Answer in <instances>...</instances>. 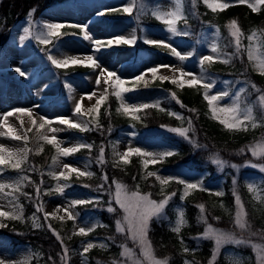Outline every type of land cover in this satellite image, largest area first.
I'll return each mask as SVG.
<instances>
[{
    "label": "trees",
    "instance_id": "1",
    "mask_svg": "<svg viewBox=\"0 0 264 264\" xmlns=\"http://www.w3.org/2000/svg\"><path fill=\"white\" fill-rule=\"evenodd\" d=\"M56 2H63V0H0V50L9 37L10 27L18 19L28 16L30 10L33 9H35L33 15L35 18ZM179 5L187 17V30L191 33L190 36L184 37L185 39L197 43L198 39L203 38L210 30H214L215 43L221 53L233 57L229 64L215 62L211 65H205L206 73L203 75L210 78L241 80L246 83H255L264 88V75L254 71L251 62L248 60L247 51H243L239 56L234 55L235 46L231 43L232 37L227 27L232 20L237 22L245 37L242 40L245 49L249 43L247 36L255 31L260 48L264 51V5H261L256 12H253L247 4L239 2L229 4L227 9H218L216 12H213L204 0H195V7H193V0H180ZM146 13L143 16L144 21L148 20L154 25L160 23L153 15L156 13L155 11L148 10ZM183 24L185 23L181 20L178 28L180 29V25ZM220 58L223 59L224 56L221 55ZM89 69L77 65L69 66L65 70L69 73H84ZM137 88L151 92L166 91L168 97L157 102L159 108L164 109V111L155 107L142 109L137 113L139 119L133 120L131 117L117 112L120 106L119 100L114 93H107V99L101 104L99 112L93 111L86 115L87 121L95 118L100 127L97 129L94 125H90L92 130L77 131L92 145L90 150H83L79 153L87 154L92 159L94 175L81 180L75 178L73 181L90 193L97 192L99 195L93 194L94 198L90 200L92 203L80 204L79 209L83 212L87 210L97 212L100 216L101 225L105 226L98 225L88 236L78 235L66 239L63 237L64 230L59 228L61 223L55 222L49 216L45 220L44 211H37V205L40 204L43 196L41 192L37 196L36 187L40 178H44V180L49 178L44 170L50 162L53 149L49 144L41 153L29 154L24 170L31 179L21 189V193H27V196L21 193L14 194L21 201L27 215L31 214V217L35 216L39 219L41 227L34 228L33 223L29 226L24 221L22 223L14 221L13 223L9 222L5 228H0V235L6 236L9 243L14 247L19 243L35 249L40 255V259H33L31 264H51L52 254L54 258L52 264H59L60 254H63L65 247L71 252L78 247L81 241L92 238L104 239L107 247L90 249L86 254L88 261L91 264H112V259L119 254V243L123 241L121 233L116 231L115 224L116 218L120 215L119 208L109 200V191L114 188V181L127 185L128 189L131 190H136L139 186L140 192L151 193L153 199L161 198L159 193L161 187L158 181L154 176L146 177L147 172L143 170L141 160L137 157H132L130 164L126 167L121 168L113 164L109 154L113 143L119 138L122 128L131 125L140 140L161 142L176 149L175 155L165 158L163 163L149 166L148 171H166L172 175H190L199 172L205 174L207 179H217L219 175L216 173L218 165L213 162L215 159L238 165L251 159L249 149L253 142L258 141L259 132L226 130L218 120L212 118L207 101L203 98L204 89L199 85L191 88L185 85L180 88L170 81L156 80L147 86L145 83H140ZM172 93H175L176 98L180 101L179 104L171 98ZM177 116L183 117V119H177ZM189 121H191L190 125ZM170 128H188L189 139L186 140L178 133L169 131ZM190 140L195 141L198 147H194L189 142ZM101 146L104 149L103 163L99 162ZM105 175L108 177L107 183L103 180ZM223 176L226 177L225 194L220 197L211 195L207 191H200L189 194L182 199L184 186L175 181L171 183L168 192L175 193V196L172 197L167 206V219L161 221L154 219L150 224L149 238L158 257L167 259L168 264H185L186 260L192 264L209 263L213 256V242L211 239L199 238L202 237L207 225L225 228V230H234L235 228L232 216L234 194L231 175L224 172L220 177ZM49 184L48 187H51L53 180H50ZM101 184H104L102 189L100 188ZM84 185L88 186L85 187ZM238 191L246 203V207H248L249 215H247L248 219L246 220L249 228L261 230L264 233V197L258 200L254 199L252 194L248 193L249 190L246 185L241 182L238 183ZM44 198L47 196L44 195ZM97 201L99 203H96ZM200 204L205 206L204 216L207 224L200 220L201 214L197 207ZM109 206L116 208L117 211L109 213L106 210ZM179 209L184 212L186 224L177 234L172 232L170 227L175 226ZM61 225L67 227L64 224ZM53 230L59 234L63 245L60 240H57ZM250 234L247 229L245 231L239 230L237 236L249 237ZM185 248L188 249L187 252L184 251ZM245 250L247 251V249ZM63 262L65 261L63 260L61 263L64 264ZM214 264L233 263L221 255Z\"/></svg>",
    "mask_w": 264,
    "mask_h": 264
},
{
    "label": "rangeland",
    "instance_id": "2",
    "mask_svg": "<svg viewBox=\"0 0 264 264\" xmlns=\"http://www.w3.org/2000/svg\"><path fill=\"white\" fill-rule=\"evenodd\" d=\"M130 2L131 0H76L71 4H60L44 12L37 20H32L33 32H39L40 25L42 23L48 22L88 25L89 34L92 35L94 39L103 40L118 36L129 37L132 34L133 29H136L137 36L138 34H140L141 37L147 36L157 41H167L173 47H176L177 50L182 54L188 53L191 50L195 49V55L190 57L189 60L181 62L171 54L170 49H166L163 47H157L155 49H150L148 47L149 49H143L142 47H140L141 43H138L139 45H135L134 47L114 46L112 48H103L99 52L94 53L92 43L90 41L84 40L83 36L77 35H64V37L54 40L55 43L49 48V50L43 51L42 46L44 45H38L34 39L25 40L24 46H21L20 37L24 35L23 28L28 27L27 22L29 19L20 21L12 28L9 42L5 46L3 54L0 57V116L8 111L17 108L34 109V115L32 118L37 120V127H33L31 125V120L27 116H23L21 118L24 122L23 128L20 127V120L17 119V117H9V123L13 124L18 129V134H26V140L33 139V141L29 142V144L26 145L25 141L13 140L6 135L0 136V146L15 150L25 147L29 149L30 145L32 146V152H40V149L43 148L45 144H49L39 139V137L42 135H47L50 139L55 136L59 146L64 148L74 147L79 144L89 145V143L85 139L80 137V135H78L74 131V128H69L67 125L59 124L56 121L61 118L71 119L74 123L85 121L83 116H77L74 114L76 103L79 102L83 97L82 112H87L88 109L94 108L97 100L101 97L105 88H107V91L110 90L113 93L115 90L114 88L105 85L103 81H101V84L99 86L96 85L95 80L97 78L99 69H97L96 71L92 70L91 72H88L86 74L66 76L63 79H60L55 67L51 64L50 61L47 60L48 54H52L57 59H63L69 56L83 57L85 55H95V58L103 67L107 68L109 71H114L122 79L129 81V83L125 84V87L134 88L133 91L123 94L124 101L130 105L157 103L162 99L168 97L166 91L151 92L149 90L137 88L138 84L144 83L143 81L136 82V84L131 83L134 77L140 75L142 72L151 67H155L157 65L183 67L187 72L194 73L197 76L203 75L198 64V59L203 55H216L210 52L211 44L215 43L216 39L215 31L210 30L203 36V38L198 39L200 43L196 44L193 41H188L180 36L171 37L169 39L170 34L165 31V25L161 27L144 26L142 27V29L140 28V26L137 27L138 23L135 19L136 16H140L141 18V14L145 13L149 8H151L152 11H156L157 13L162 11H175L177 7H179V0H137L138 6L136 9H134L135 15L133 17H130L128 15H126L125 17L124 13H119L115 15L116 17L112 18H109V15H97V13L100 11L120 8L122 6L128 5ZM221 2L232 4L238 3L239 0H221ZM249 2L255 3V0H249ZM141 4L143 5L142 13ZM184 28L185 27H183L182 30ZM34 45L37 46V49L34 48ZM256 55L264 58V51L260 48V51L256 53ZM250 62L254 71L260 72L256 66V62ZM16 67H21V70L27 73L28 79L19 76L17 72L12 75L6 74L8 71L14 70ZM158 75L172 76L173 73L168 67H162ZM210 79H215L217 81L215 86L209 93L210 95L222 92L225 87H227V89L230 91V96L220 101L222 105H228L231 99L240 89H247L246 92L242 94V99L246 98L247 104L254 105V115L256 116L257 123L259 125L256 128H252L251 125H249L248 131L259 132L258 141L253 142L250 149L258 144L264 145V119L261 118V109L257 103L258 97L261 94H264V88L253 83L257 88L261 90L258 93L251 87L252 83L250 82L246 83L241 80L235 81L228 78L218 77ZM145 81H147V85L155 81L153 80L150 72L145 76ZM224 81H231L232 83L225 86L223 83ZM93 92H95L96 95L93 96L91 100L87 99V96ZM41 116L46 118L47 120L53 121V123L51 125H45L43 129H39L38 125L43 122L39 119V117ZM29 128L31 129V131H27L25 133V130ZM51 128H57L61 130L58 132H52L50 130ZM0 131L6 130L0 128ZM123 131L125 132L121 135L119 140L115 142L111 153L113 162L120 167H125L127 164L120 163L119 157L115 153H123L127 151L129 146L133 148L139 147L142 151L152 153H162L165 151L174 152L175 150V148L169 144L140 140L136 136V133L132 127H128ZM51 145H53L54 147V155L49 166L46 169L47 174H49L50 172L59 173L63 170L62 166L65 164L72 167H77L81 171H88L93 173L91 170L92 162L90 158L83 155L74 156L75 153L69 155L68 157L58 156L56 145ZM250 149V160L245 161L239 165L226 161H224V165H218L216 173L219 175V177L217 179H207L205 177V174L199 172H195L190 175H171L166 171H155V173L162 177L180 178L185 180L186 182H202L204 188L211 189L212 191H223L224 193L226 177H220V175L226 172L227 174L231 175L232 185L234 179L237 181L235 185V193L238 194L241 198L243 209L246 213L245 219H247V215H249L248 207H246V203L244 202L242 196L240 195V192L238 191V183H244L247 188L249 183L255 184L259 189V192L257 194H253L249 191L248 193H251L252 197L257 200L261 197H264V186L259 183L260 179L264 177V173H261L259 171V167L254 169L250 166L251 164H256L258 166L264 164V157H254ZM54 157H57L55 164L53 163ZM131 157L132 156L129 157V161ZM140 158L143 160L142 157ZM233 164L237 165V168L234 169L230 166ZM150 165L153 164H149L148 166ZM0 167L3 168V172L2 174H0V182H11L12 180L18 178L20 175L28 176L27 173L23 172L24 169H22L21 171H17L12 169L10 166ZM11 170L13 171L11 172ZM74 177L78 178L79 180L84 178L77 177L75 173H72L70 180H61L58 182L50 175V178H48L47 180H44V178H40L37 183L43 196L40 204H42V207L46 213H54L57 207H69V210L72 211V213L76 216L75 220H69L67 219L65 213L62 211L56 213L55 216L49 215L55 221L64 224V226L68 224L69 221H72V224L68 226V229L63 236L66 239H70L71 237H73V233L78 232L80 227H85L87 229L93 224H96L97 226L101 224L99 218L100 216L97 214V212H89L88 210L83 212L79 209V204L75 205L74 207L70 206L73 201H90L94 198L92 194L99 196L97 192L90 193L82 186L76 185L73 181ZM91 177H93V175ZM28 178L30 177L28 176ZM85 178L90 177L85 176ZM50 180H53V185L50 190H47V187L50 185ZM41 181L43 182L41 183ZM25 183H27V181L24 182V185ZM57 183H59L60 185H69L68 187H65L63 194L55 191ZM170 184L164 187L165 192ZM113 185L114 188L109 191V200L111 203L118 206L113 199L115 193V183ZM10 191L11 189H5V193ZM184 191L185 189L183 188V193ZM198 191L199 190H192L190 194L196 193ZM232 191L234 194V186L232 188ZM45 193H47L48 198H44ZM162 198L163 197L154 200L160 201ZM11 199V196H6L4 193H0V206H3V210H12V207L8 203V201ZM18 201L19 204L22 205L19 199ZM22 207V220H8L0 218V222L7 225L9 222L13 223L14 221H20V223H22V221L24 220V222L31 226V224L33 223L31 214L27 215V212H25V208L23 205ZM166 209L165 213L168 217ZM237 211L238 209L235 204L234 196V209L232 213L234 224ZM119 214L120 215L116 218V220L120 219V217L123 215V211L120 209ZM60 216H63L64 219H59ZM37 220L38 222H40L39 219ZM61 224L60 228L62 227ZM212 227L219 231L227 232L234 236L236 235V239H244L248 241L245 244H225L221 247L219 252H216L214 246L213 256L214 253H216L214 263L222 255L227 259V261L233 264L236 259H240L241 264H260L257 250L252 247V245L258 244L264 247V234H262L260 231L256 232L255 230H253L249 238H239L237 237V235L240 228L236 224L234 230H225V228L216 226ZM252 233H254L255 235H252ZM122 238L123 241L121 242V244H126L127 247L135 255L132 258H125L122 255L123 249L121 247L119 257H117L116 259L117 264H133V260L136 259L140 254V249L138 245L131 240L130 234L125 233ZM89 242L95 243L97 247H99L100 243H104L106 245L105 240L101 238L83 240L79 243L76 249L72 250L71 252L68 251L66 264H85V262L86 264H90L87 259V253L83 254V247ZM245 249H247V251H245ZM226 253L230 255L225 256ZM154 254L158 259H162L157 256L155 250ZM63 255L64 252L63 254H60L59 264H62L61 262L63 260L61 259V257ZM0 259H4L6 261V264H22V262L27 259L29 264H31L33 259H40V255L29 245L18 243V245L14 247L11 243H9V240L6 236L0 235ZM53 261L54 258L52 254V262ZM210 261H213V257ZM210 261L208 264H210ZM63 263L65 264V262ZM190 264L192 263L190 262Z\"/></svg>",
    "mask_w": 264,
    "mask_h": 264
},
{
    "label": "snow or ice",
    "instance_id": "3",
    "mask_svg": "<svg viewBox=\"0 0 264 264\" xmlns=\"http://www.w3.org/2000/svg\"><path fill=\"white\" fill-rule=\"evenodd\" d=\"M204 2L207 4V6L213 11L216 12L218 9L224 10L227 9L230 5L226 2H221V0H204ZM239 3L247 4L249 8L252 9L253 12L258 11L259 7L261 5H264V0H255V3H250L249 0H239ZM138 6L137 0H131V2L126 5L122 6L120 8L115 9H108L104 11H100L97 13L98 16H104L107 12H122L124 14H127L128 16L133 15L134 9H136ZM193 7H195V0H193ZM35 9L30 10L29 12V20H28V27L23 28L24 35L20 37L21 46H24L25 40L34 39L35 42L38 45H44L47 46L52 43V38L59 37L62 35L61 30L64 28H78L80 32L83 34V39L86 41H90L93 45V51L99 52L103 48H112L114 46H129L134 47L138 39L141 40L144 44L149 46H158L163 47L166 49H170L171 54L176 57L179 61L184 62L189 60L190 57L195 55V49L191 50L188 53L182 54L180 51L177 50L176 47H173L169 42L161 40L157 41L154 39H151L147 36L138 37L136 34V29H133L132 34L129 37L124 36H118L114 38H107V39H94L92 35L88 32V25H78V24H66V23H60V22H48V23H42L40 25V31L34 33L33 32V21L32 16L34 15ZM143 12V5L141 4V13ZM153 15L158 19L163 25L166 26L165 31L170 34V37H188L191 35L190 31L187 30V17L184 15L183 11L177 7L175 11H162L159 13H153ZM135 19L139 21L140 16H136ZM183 20L185 23V30L181 31L178 28L179 22ZM139 27V24L137 25ZM230 30V35L232 37L231 43H234L235 46V56H239L243 51H247V56L249 61H255L256 66L260 71L261 75H264V58H261L260 56L256 55L260 51V43L257 39V33L255 31L252 32L251 35L247 36V40L249 41L247 48L245 49L244 45L242 44V40L245 38L243 32L237 25V22L235 20H232L230 24L227 26ZM218 32V29H217ZM64 35H76V33H64ZM197 43H200V41H197ZM210 52L216 54L215 56L212 54L203 55L198 59V64L200 66L201 72L206 73V67L205 65H211L215 62H220L224 64H229L232 60V56H228L227 54H222L218 45L216 43H212L210 47ZM221 55L224 56L223 59H221ZM47 60L51 62V64L57 68V69H66L69 66H82L86 68H90L93 71H96L99 69V72L97 74V78L95 80V83L97 86L101 84V81L104 82L105 85L108 87L114 88V95L116 98L120 101V106L117 109V112L125 114L130 116L133 120H138L139 117L136 115V113L140 112L142 109L147 108H159V104H143V105H130L124 101L123 94L127 92H131L134 90L132 87H125V84L129 83V81H126L122 79L119 75H117L114 71H109L107 68L103 67L98 60L95 58V55H85L83 57L80 56H69L63 59H57L52 54L47 55ZM162 67H168L170 71H172L173 75H158L160 72V69ZM15 72L19 74L21 77H25V79H28V75L25 71L21 70V67H16ZM151 73L153 80H160V81H170L172 84L177 85L180 88H183L185 85L188 87H195L199 85L204 89V95L203 98L205 101H207V104L209 106V110L211 112L212 118L218 120V122L225 127L228 131H248L249 125H251L252 128L258 127L257 118L254 115V105H249L246 103V98L242 99V94L246 92V88L240 89L235 96L231 99L230 103L228 105H222L220 101H222L224 98H227L230 96V91L225 87V89L222 92L216 93V94H209L213 87L216 84L215 79H210L206 75H200L197 76L194 73L187 72L184 70L183 67H172L169 65H157L155 67H151L144 72H142L140 75L134 77L133 81L131 83L136 84V82L143 81L145 83V86H147V81H145V76L148 73ZM178 73V75H177ZM225 86L228 84H231V81H224L223 82ZM251 87L255 89L256 92H260L261 90L256 87L255 84H252ZM96 93L93 92L90 95L87 96V99L91 100L93 96H95ZM171 98L176 100V102L179 104L180 101L176 98L175 93L171 94ZM107 99V88L104 89L103 94L101 97L97 100L94 108L88 109L87 112H82V104H83V97L79 102L76 103L74 114L77 116H86L88 113L91 112H99L101 104ZM258 106L261 109V118L264 119V94H261L258 97ZM243 105V106H242ZM38 107V106H37ZM181 107H183V104H181ZM160 111H164V109L159 108ZM190 111H193L190 109ZM171 115H176L175 113H170ZM34 115V109H23V108H17L11 111L6 112L2 116H0V128L5 129L6 131H0V136H9L13 140H23L25 143L26 140V134L20 135L18 134V129L13 125L9 123V117H17V119L20 120V127L23 128V119H21L23 116H27L31 120V125L33 127H37V120L33 119ZM40 120L43 122L38 125L39 129H43L45 125H51L53 121L47 120L44 117H39ZM177 119H183V117L177 116ZM59 124L67 125L69 128L79 129L81 132H86L89 130H92L90 125H94L95 128H99L100 125L97 123L95 118H93L90 121H82L74 123L71 119L67 118H61L58 121ZM191 124V121H189V125ZM52 132H58L61 129L57 128H51ZM171 132L178 133L181 137L188 140V128H170L168 129ZM27 131H31V129H26L25 133ZM39 139L49 143L54 144L57 147V153L58 156L62 157H68L69 155H72L78 151H80L81 148L87 147L89 150L91 149L92 145H85V144H79L74 147H60L56 137L53 136L51 139L47 135H42L39 137ZM193 144L194 147H198L196 145L195 141H189ZM43 149L41 148L40 151ZM251 153L254 157H264V145H255L251 149ZM31 151V149L28 148H19V149H9L7 147L0 146V166H10L12 169L20 171L22 169V165H24L28 161V153ZM243 151V150H241ZM119 157V162L123 164H127L129 162V157L136 155L143 158L142 163L144 168L146 169L149 164H156L161 161H163L167 157H171L175 155L176 153L173 151H165L162 153H152L147 151H142L139 147H128L127 151L123 153H115ZM57 160V157L53 158V163L55 164ZM99 162H104V149L103 146H101L100 149V156H99ZM214 163L217 165H224L225 162L222 160H214ZM232 168H237V165L233 164L230 165ZM252 168L259 167V171L261 173H264V164L258 166L256 164L250 165ZM63 170L59 173L56 172H50L49 174L58 182L68 181L71 179V174L75 173L77 177H91L94 175L91 172L88 171H81L77 167H72L70 165H63ZM34 170V169H33ZM3 168L0 167V174H2ZM147 176H154L155 179L159 182L161 186V195L162 199L160 201L154 200L151 198V193L148 194H142L139 191V186H137L136 190H129L128 186L120 183L115 182V193H114V201L119 206V209L123 211V215L120 217V219H117L115 221L116 224V231L121 234H130L131 240L136 243L140 249L139 256L133 260V264H168L167 259H158L156 255L154 254L153 245L149 239V231H150V224L151 222L155 220H162L167 219L165 209L166 206L169 204L170 200L173 196H175V193H172L171 195H164V187L171 182L175 181L176 183L182 184L184 186V193L182 196V199L184 197H187L192 190H199V191H208L209 194L215 195L217 197L223 196V191H212L211 189L204 188L202 182L196 183V182H186L183 179L175 178V177H162L158 175L155 172H148ZM28 176L26 175H20L18 178L12 180L11 182H0V193H4L6 196H11L12 199L8 201L9 205L12 207L11 211L3 210V206H0V218L8 219V220H22L23 219V207L19 204L18 197L14 195V193H21V189L24 186V182L28 181ZM103 180L105 183L108 181L107 175L103 177ZM43 181H41L42 183ZM237 181L233 180V186H234V196H235V204L238 209L235 217V224L241 229L245 230L249 228L250 226L247 224V221L245 219L246 213L243 209V204L241 202V198L238 194L235 193V185ZM259 183L264 186V177H262L259 181ZM69 185H60L57 183L55 191H57L60 194H63L65 187H68ZM87 187L88 185H84ZM100 188H104V184L100 185ZM5 189H11L10 192L5 193ZM248 189L253 194H257L259 192V189L256 187L255 184L249 183ZM36 193L37 196H39L40 193V187H36ZM22 195L27 196V193H21ZM47 194V193H45ZM92 203V201H73L71 203V207H74L77 204H87ZM96 203H99L97 201ZM200 211V220L207 224V220L204 216L205 213V206L203 204H200L197 206ZM109 213L116 212L117 209L109 206L106 209ZM37 211H43L42 204L37 205ZM64 212L67 216V219L69 220H75L76 216L72 213V211L69 210V207L60 208L57 207L54 213H45V220H47L49 215L55 216L56 213ZM59 219L63 220L64 217L60 216ZM33 220V227L39 228L41 227L40 223L38 222L37 218L35 216L32 217ZM186 221L184 218V212L183 210L178 211V219L175 221V226L170 227V230L174 233L179 234L181 232V229L183 226H185ZM97 225L93 224L89 228L80 227L78 232H74V235L79 236H88L90 232L95 230V227ZM99 226H105V225H99ZM6 227L5 224L0 222V228ZM49 228H51V225H49ZM53 234L56 235L57 240H60L61 244L63 245V241L61 240L58 233H55L53 230ZM252 235H255L252 233ZM200 239H211L214 241V246L216 249V252H219L221 247L228 243H234V244H245L248 241L244 239H236V237L230 233L219 231L212 227L210 224L207 225L204 234L202 237H199ZM123 249L122 255L125 258H132L135 254L127 247L126 244L120 245ZM97 247L95 243L89 242L83 247V254H86L90 249ZM99 247L104 249L107 247L104 243H100ZM257 250L258 259L260 264H264V247L258 244L252 245ZM185 252L188 251L187 248L184 249ZM68 249L64 248V255L61 257L62 260L65 261L67 259ZM214 253L213 261H210V264H214L215 260ZM230 254L226 253L225 256H229ZM0 264H6V261L4 259H0ZM22 264H29L28 260H24ZM86 264V262H85ZM112 264H117L116 260H113ZM185 264H190L189 261H185ZM234 264H241L240 259H236L234 261Z\"/></svg>",
    "mask_w": 264,
    "mask_h": 264
}]
</instances>
